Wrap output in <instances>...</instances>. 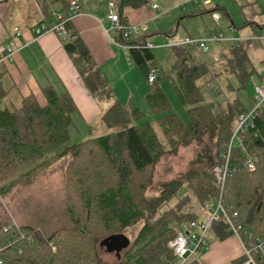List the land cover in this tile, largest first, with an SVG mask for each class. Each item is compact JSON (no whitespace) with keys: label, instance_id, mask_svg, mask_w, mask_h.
<instances>
[{"label":"trees","instance_id":"1","mask_svg":"<svg viewBox=\"0 0 264 264\" xmlns=\"http://www.w3.org/2000/svg\"><path fill=\"white\" fill-rule=\"evenodd\" d=\"M45 1L48 5L64 0ZM146 4L147 0H117L120 21L127 23L125 9ZM215 12L226 13L215 7L192 16ZM70 23L67 34L60 37L62 48L90 96L110 103L99 120L107 133L71 143L69 129L77 108L70 95L58 94L47 85L41 89L43 105L33 95L21 96L16 102L4 85L6 72L0 69V200L66 156L64 201L70 222L69 227L46 237L27 225L0 226V264H178L169 242L190 222L201 221L203 213L206 218L208 208L218 199L212 169L222 164L236 116L244 112L237 101L225 98L204 103L202 86L197 82L208 75L212 79L232 77L243 89L254 75L259 79L263 76L256 73L240 44H228L209 65L197 61L189 47L173 46L168 78L186 108L188 121L184 123L170 113L171 105L160 88L157 63L146 47L153 34L124 37L115 31L114 42L126 48L128 58L148 83L145 101L157 118L154 125L140 122L144 118L140 108L113 100L110 86L80 36L71 31ZM151 70L155 75L148 82ZM190 146L194 156L186 170L159 183L158 193L148 196L157 162ZM251 159H256L254 171L247 169ZM229 168L224 207L237 214L244 230L264 234V110L244 132L241 146L232 148ZM139 224L134 240L120 258L110 261L103 257L101 240ZM212 228L219 240L231 236L222 222ZM241 260L240 254L230 264H240ZM185 264L199 262L189 258Z\"/></svg>","mask_w":264,"mask_h":264},{"label":"crops","instance_id":"2","mask_svg":"<svg viewBox=\"0 0 264 264\" xmlns=\"http://www.w3.org/2000/svg\"><path fill=\"white\" fill-rule=\"evenodd\" d=\"M68 1L64 0L62 3L47 5L45 0H0V45H6L14 51L12 60L0 63V69L6 72L4 85L10 89V97L13 99L15 98L11 94L14 93L19 97L33 95L38 103L43 105L44 98L41 89L47 85L52 86L58 94H69L77 108V111L72 115L73 126L70 127L69 133L73 129L74 133L80 137L83 130L87 134L91 132L90 129L100 120L101 115L107 110L110 103L97 102L90 96L71 60L62 48L59 37L53 34L36 37L32 31L35 25L44 20H49L54 13L63 10ZM108 1L79 0V13L71 21L70 27L72 32L80 36L93 61L99 67L103 78L113 92V100L121 104H132L136 89H141L140 93L145 98L147 92L144 83L145 78L141 76L140 71L128 58V51L114 42L117 33L111 29L110 21L107 18ZM176 1L180 3L183 0ZM210 1L209 6L201 3V5H198L199 2L190 3L195 5L194 13L208 8L220 7L218 5L213 7V0ZM247 2L257 7L260 10L259 12L264 14V0H247ZM215 3L218 4L216 1ZM152 5H157L158 10H153ZM167 9L164 10L168 11ZM223 9L226 11L225 8ZM159 10L156 0H147L145 6L138 9L127 8L123 12L128 24L144 23V26H146L144 33L153 34L149 39L153 47L155 36L164 37L161 33L163 30L157 28L151 31L147 26L151 20L152 22L156 20L154 19L155 13H159ZM224 14L227 15V13ZM202 15L205 14L199 16ZM230 23L229 28L233 29L232 36L235 37L239 28L231 20ZM156 25L159 26L160 24L156 23ZM254 25L257 26L255 31L245 37L239 36L238 39L253 42L254 44L250 48L251 51L259 52V58L262 59L264 57V37L261 36L264 25H257L253 22L248 24L246 21L242 27ZM15 27H18L21 31L19 36H15L13 32ZM216 31L219 30L212 29L211 34ZM239 40L238 44H240ZM223 43L221 49L232 42L223 41ZM247 55L252 64L257 60V58H251L249 54ZM261 63L264 67V59ZM259 80L260 82L264 81V78ZM232 239L239 246L237 239L234 237ZM240 254L239 251V254L233 257L231 243L222 241L210 244L205 258H208L209 264H218L223 258H233L232 260H234Z\"/></svg>","mask_w":264,"mask_h":264},{"label":"rangeland","instance_id":"3","mask_svg":"<svg viewBox=\"0 0 264 264\" xmlns=\"http://www.w3.org/2000/svg\"><path fill=\"white\" fill-rule=\"evenodd\" d=\"M215 1L218 4H216ZM188 2L189 0H183L180 3L176 0H156L160 8L159 13H155L154 19L156 20L153 22L151 20L147 26L151 31L157 28L163 30L161 33H163L164 37L155 36L153 39L155 45L152 48V53L158 67L157 77L161 80L159 83L160 88L171 105L170 113L176 114L184 123L188 121L186 108L178 101L168 78L174 61L171 47L183 43L185 38H190L194 41H206L211 37V30L214 28L222 33L229 32L230 20L239 28L238 34L233 37L236 40H239V36L245 37L247 34L257 29L255 25L242 27L244 22L247 21L248 24L253 22L257 25H264V14L260 13L257 7L249 4L247 0H213V7L214 5H218L225 8L227 13L226 15L223 12H216L220 18L218 21H214L210 14L192 16V14H194L195 5ZM198 5L201 4L198 3ZM166 8H168V11L164 10ZM156 23L160 25L158 26ZM144 27L146 30V26ZM243 29L244 31H242ZM232 30L231 28V31ZM239 41L241 47L251 58H257L253 66L256 73L261 75L263 68L261 62L264 57L261 59L259 58V52L251 51L250 48L253 46V42H247L246 39ZM223 45V42H208L207 53L193 52V54H195L197 61L209 65L213 62L216 54L221 50ZM261 82L258 77L254 75L251 80L245 83L243 89H239L238 81L232 77L218 76L212 79L211 76L208 75L200 79L197 84L202 86L201 92L204 103L209 104L215 102L218 98H225L231 101H237L244 112L249 113L253 108L251 100L254 97L253 85L262 86ZM144 83L145 88L148 89V83L145 79ZM140 90L141 89L135 90L132 104L140 108L144 113V118L140 122H148L154 125V121L157 117L149 110ZM218 94H220V96ZM11 96L15 98L16 102H19L20 97L17 94L15 95L14 93L11 94ZM90 130L91 132L89 134L83 130L82 136L78 137L73 129H71V143L107 133V129L101 124V121L96 122ZM155 130L161 138L160 131L156 127ZM193 156V146L180 148L176 155L163 156L154 166L153 183L148 188L147 195H156L158 193L157 185L159 183L174 179L177 175L183 173ZM67 162L68 157L65 156L61 158L52 167L40 173L35 180L20 184V186L13 188L8 195L2 198L0 200V226H15L16 224L27 225L34 228L42 237L48 236L57 229L69 227L70 222L66 215L64 201V168ZM202 216L204 217L201 220H204L206 215L203 213ZM140 226L141 224L123 231L122 234L130 239V243L134 240ZM205 239L207 241V246L192 257V259L197 260L199 264H209L208 258H205V256L207 255L210 244L220 243L222 241L229 242L231 243L233 257L239 254L240 248L232 239V236L224 240H219L212 227L206 232ZM100 251L106 259L110 261L116 259L114 253L108 254L105 252L104 248L100 249ZM122 254L123 252L121 255ZM232 259L233 258H223L218 264H230Z\"/></svg>","mask_w":264,"mask_h":264},{"label":"built area","instance_id":"4","mask_svg":"<svg viewBox=\"0 0 264 264\" xmlns=\"http://www.w3.org/2000/svg\"><path fill=\"white\" fill-rule=\"evenodd\" d=\"M193 3H201L205 6H209L210 0H189ZM79 0H69L66 8L54 13L49 20H44L32 29L33 34L36 37H40L45 34H53L57 37H63L67 34L66 25L71 22L79 13ZM153 10H158L157 5H152ZM108 20L111 24L113 31H118L123 34L124 37H136L144 33V23L141 24H124L120 21L119 13L117 11V0L108 1ZM214 20H218L219 16L215 12L212 14ZM15 36H19L21 31L18 27L13 29ZM233 30L229 29V32L222 33L216 31L211 34V37L206 41H194L190 38H185L183 43L176 46H185L194 50L195 52H208V42L220 43L223 41H230L234 44H238V40L232 36ZM264 37V31L262 36ZM146 47L153 48L152 43H147ZM125 48V47H124ZM126 49V48H125ZM14 55V51L6 45H0V63L10 62ZM262 76L264 78V67L262 68ZM155 72L151 70L148 76V82H152ZM262 86L253 85L254 97L252 98V110L249 113L243 112L236 116V127L230 138L227 146V152L222 156V164L215 166L212 169V175L216 185L219 187V197L215 203L208 208V215L204 220L192 221L189 226L177 233V235L169 242V247L173 251L178 260V264H185L189 258H192L199 251L207 246L205 239L208 229L213 227L217 223H223L224 229L232 237L236 238L240 251H241V263L240 264H264V234L254 235L250 231H246L242 228L237 220V214L231 213L226 210L222 203V196L224 195L225 181L230 174L229 157L233 147H240L241 140L244 132L248 127L253 126L254 119L259 115L261 110H264V83ZM256 159H251L247 163V169L254 171Z\"/></svg>","mask_w":264,"mask_h":264},{"label":"water","instance_id":"5","mask_svg":"<svg viewBox=\"0 0 264 264\" xmlns=\"http://www.w3.org/2000/svg\"><path fill=\"white\" fill-rule=\"evenodd\" d=\"M130 239L124 234H112L100 241L99 247L105 249L108 254L115 253L120 258L122 252L130 246Z\"/></svg>","mask_w":264,"mask_h":264},{"label":"flooded vegetation","instance_id":"6","mask_svg":"<svg viewBox=\"0 0 264 264\" xmlns=\"http://www.w3.org/2000/svg\"><path fill=\"white\" fill-rule=\"evenodd\" d=\"M114 255L116 256V254L114 253Z\"/></svg>","mask_w":264,"mask_h":264}]
</instances>
